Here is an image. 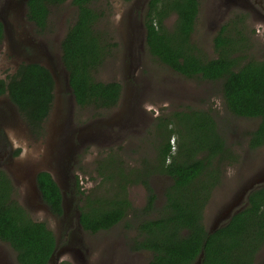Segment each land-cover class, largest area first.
<instances>
[{
    "label": "trees",
    "instance_id": "16d2710c",
    "mask_svg": "<svg viewBox=\"0 0 264 264\" xmlns=\"http://www.w3.org/2000/svg\"><path fill=\"white\" fill-rule=\"evenodd\" d=\"M67 1L75 9L60 42L61 64L68 77L76 106L94 111L114 108L122 86L101 82L97 70L113 55L117 46L108 30L100 28L103 12L96 0H27L25 19L40 34L53 32L51 17ZM130 1V0H123ZM199 13V0H148L144 13L145 46L149 54L186 79L220 82L226 109L233 115L258 120L248 134L249 149L264 146V59L242 62L244 38L236 24H224L213 38L215 58H206L192 41ZM173 17V23H166ZM4 39L0 21V44ZM54 80L38 63L21 64L14 75L0 79V95H6L17 108L31 135L39 138L52 108ZM171 125L174 128H171ZM164 141L154 162L124 170L108 160L107 168L115 182L105 193L92 190L79 206V224L89 233L107 230L136 211H154L156 194L148 176L159 172L171 178L164 191L165 204L152 218L137 222L131 250L150 253L149 264H255L264 247V185L251 190L246 205L212 233L204 222V209L219 184L223 167L235 159L218 132L209 112H174L158 125ZM177 135L176 150L170 137ZM20 150L14 152L18 156ZM140 184L146 204L136 209L130 203L127 186ZM36 186L43 202L56 216L62 214V194L48 172H39ZM81 194L83 192H80ZM0 242L15 253L17 264H48L56 236L45 222L34 220L17 200L10 176L0 168ZM60 264H69L61 262Z\"/></svg>",
    "mask_w": 264,
    "mask_h": 264
},
{
    "label": "rangeland",
    "instance_id": "374dc122",
    "mask_svg": "<svg viewBox=\"0 0 264 264\" xmlns=\"http://www.w3.org/2000/svg\"><path fill=\"white\" fill-rule=\"evenodd\" d=\"M13 0H0V19L8 34H13L14 19L7 13L6 3ZM147 0H96V9L103 12L100 28L108 30L117 46L113 55L97 70L95 78L101 82L115 81L121 84L119 103L106 111L78 108L67 83V73L61 64L60 42L68 25L75 18V9L67 1L51 17L53 32L34 36L25 19V1L19 0L21 17L17 22L20 30L36 37L39 51L32 61H40L53 75L56 88L54 100L41 137L31 135L17 108L12 106L14 120L20 130L6 129L12 150L9 155L0 154V168L11 178L17 191V200L36 221L46 223L54 231L58 243L53 264L62 259L66 250L63 230L59 229L56 218L50 214L32 179L22 174L26 166L32 169H45L52 175L63 196L64 211L69 216L74 231V253L65 257L74 259L77 264H102L105 257L115 256L117 264H149L150 253L130 249L136 237L138 221L152 218L165 204L164 191L171 184V178L159 172L148 176L156 194L154 211L143 214L147 193L142 185L127 186L130 203L138 209L124 220L106 231L89 233L83 231L77 222L81 199L90 191L105 193V189L115 180L107 168L98 165L108 160L122 164L124 170L154 162L164 138L160 137L158 125L164 124L174 112L204 110L213 117L218 132L235 159L227 162L219 184L213 189L204 209L203 222L207 230L220 226L227 217L246 205V196L251 190L264 185V146L249 149L248 134L253 131L258 120L242 118L231 114L225 107L221 95L220 82L186 79L152 57L145 46L143 17ZM173 17L166 20L170 26ZM226 23L236 24V30L244 38L241 51L242 62L249 59H264V4L253 8L233 4L232 0H199V13L195 21L192 41L201 49L206 58H215L213 38ZM14 36V34H13ZM7 41L0 46V79L11 75L13 58L19 55L18 49H7ZM22 50V47L19 46ZM22 55L26 52L22 51ZM39 53V52H38ZM13 56V57H12ZM7 101V99H6ZM61 126L58 131L61 140L54 138L52 127L56 118ZM62 124V125H61ZM171 128H174L171 125ZM177 135L170 137L172 150H176ZM20 150L18 156L12 152ZM16 164L23 165L17 167ZM80 192H83L82 194ZM232 209L228 210L229 207ZM0 264H17L15 253L0 242ZM255 264H264V247L255 258Z\"/></svg>",
    "mask_w": 264,
    "mask_h": 264
},
{
    "label": "flooded vegetation",
    "instance_id": "af4514ba",
    "mask_svg": "<svg viewBox=\"0 0 264 264\" xmlns=\"http://www.w3.org/2000/svg\"><path fill=\"white\" fill-rule=\"evenodd\" d=\"M132 1L133 0H130L127 2L123 1V2L124 3H130ZM147 2H148V0H147ZM147 2H146V6H147ZM232 3L242 5L245 7L247 6L248 8H253L255 4H257L258 6H260L261 4H264V0H232ZM5 7L7 9L6 10L7 13L9 14L8 18L10 19L11 17H13V19H14V27H13L14 36H13V34H8L6 26L4 27V24H3L4 39H3L2 43L0 44V46H2L4 44V40L7 41V39H8L9 42H7L8 43L7 49L11 48L12 50H14L16 47L18 49V52H19V55H15L14 57L12 56L13 58H15L16 61L14 62V65L12 64V71L13 72L11 73V75H14L15 72L17 71L18 67L23 63H38L41 66L45 67L47 70H49L44 64H42V62L32 61L36 55V52L38 54V57L45 54L44 50L39 51V47H38L36 40H35L36 37H34V36L38 35V36L43 37L46 34H40L37 31V29L35 28V26L32 23L28 22L27 20H26V22L29 25L32 24L35 28V30H33V31L31 30V33L34 36L32 37L28 34V32L20 30V28L17 25V22L20 19L21 14H22L21 11L19 10V7H20L19 0L10 1V2L6 3ZM24 12H25V9H24ZM142 17L144 20V16H142ZM143 27H144V24H143ZM19 46L22 47V50ZM22 51H24L26 53L24 55H22L23 54ZM28 59H32V60H28ZM55 88H56V85H54V90H55ZM6 99H7V101H6ZM12 106L14 107V105L8 100L6 95H0V154L2 156H5V154H8L9 151L12 150L10 140L8 139L7 134H6V131H7L6 129H10L13 131L14 130H20L21 131L20 127L18 125H16L17 123L14 121V120H16L15 119L16 117H15L14 113L12 112V108H11ZM50 113H49L47 119H49ZM58 119H59V121H61L60 116H58L56 118V125L55 126L50 125V127H52V129H53V131H50V132L53 133L54 138L57 140V142L61 140V137L58 138L59 137L58 131L61 132V126L59 128L60 123L57 121ZM44 128H45V135H46V128L47 127H44ZM44 128H43V130H44ZM16 150H14L12 152L13 157H16V156H14V152ZM61 194H62V192H61ZM61 206H62V214L60 216H56V215L52 214L50 212L49 208H48V210H49L50 214L53 215L56 218V220H58L59 229L61 231L63 230L64 237H67V239L66 238L63 239L66 242L65 243L66 246L62 245L60 247V249L74 253L75 247L72 244L74 243L73 241H74V237H75L74 235L75 234H74V231H70L72 224L70 223L69 216L67 215V212L65 213V211H64L63 196H62ZM78 215H79V213H78ZM78 215H77V218H78L77 222H78V225L80 226ZM80 228L82 229L81 226H80ZM100 231H106V230H100ZM53 233H54V231H53ZM57 243H58V240L56 237V246H55L54 251H56ZM131 246H132V244H131ZM131 246H130V249H131ZM69 252H65L63 255H61L62 259L58 260L56 262V264H60L61 262H68L69 264H77L74 259L72 260L69 257H65V255L68 254ZM71 253H69L70 256H71ZM48 262H49V260H48ZM100 264H102V262ZM104 264H117V260L115 259V256H113V258L111 260H110L109 256H106Z\"/></svg>",
    "mask_w": 264,
    "mask_h": 264
},
{
    "label": "water",
    "instance_id": "95a60500",
    "mask_svg": "<svg viewBox=\"0 0 264 264\" xmlns=\"http://www.w3.org/2000/svg\"><path fill=\"white\" fill-rule=\"evenodd\" d=\"M24 1H25V3H26L27 0H24ZM0 21L2 22L1 19H0ZM2 24H3V22H2ZM51 75H52V74H51ZM52 77H53V75H52ZM53 80H54V78H53ZM67 80H68V77H67ZM67 83H68V81H67ZM54 84H55V80H54ZM68 87H69V83H68ZM69 90L71 91L70 87H69ZM16 165H17L18 168L21 167V166H23V165H20V164H16ZM31 169H32V164L29 165V166H26V167L24 168V170H22L21 172H22V174H24L25 176L31 178V179H32V182H33V180H34L35 185H36V176H37V174H38L39 172H48V173L51 175V173H50L49 171L45 170V169H38V170H36V171H35V169H33V170L30 172ZM51 177H52V175H51ZM10 178H11V177H10ZM52 178H53V177H52ZM11 180H12V178H11ZM12 181H13V180H12ZM36 188H37V186H36ZM37 190H38V189H37ZM41 198H42V197H41ZM42 201H43V200H42ZM246 201H247V196H246ZM232 207H233V206L229 207L228 210L232 209ZM239 210H240V209H239ZM239 210L234 211V212L232 213V215L235 214V213H237ZM232 215L228 216V217H227V218H228L227 221H226L225 223L221 224L220 226H212L211 229L207 230L208 233L210 234V233H212L213 231H215L216 229H218L219 227L224 226V225L229 221V219L231 218ZM78 217H79V215H78ZM77 221H78V218H77ZM54 253H55V251H54L53 254L51 255L48 264H53L52 262H53ZM201 257H202V253L200 254L199 258L196 260L195 264H201V263H200V259H201Z\"/></svg>",
    "mask_w": 264,
    "mask_h": 264
}]
</instances>
